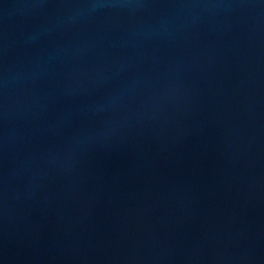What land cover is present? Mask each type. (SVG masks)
Listing matches in <instances>:
<instances>
[{
	"label": "water",
	"instance_id": "water-1",
	"mask_svg": "<svg viewBox=\"0 0 264 264\" xmlns=\"http://www.w3.org/2000/svg\"><path fill=\"white\" fill-rule=\"evenodd\" d=\"M0 264H264V0H0Z\"/></svg>",
	"mask_w": 264,
	"mask_h": 264
}]
</instances>
